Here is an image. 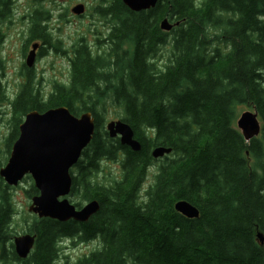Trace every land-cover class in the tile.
I'll list each match as a JSON object with an SVG mask.
<instances>
[{"label":"trees","instance_id":"16d2710c","mask_svg":"<svg viewBox=\"0 0 264 264\" xmlns=\"http://www.w3.org/2000/svg\"><path fill=\"white\" fill-rule=\"evenodd\" d=\"M11 3L0 0V21L12 16ZM94 8L110 23L98 48L76 40L68 49L69 81L53 82L46 98L33 91L27 68L11 106L20 117L60 105L92 113L94 134L73 166L69 194L96 199L99 210L86 222L34 215L27 227L34 247L21 259L9 228L12 201L0 187V264H60L65 238L100 244L70 264H264L256 237L264 236V0H158L138 12L121 0H99ZM165 17L169 31L159 27ZM48 18L42 6L33 10L25 47L39 38L57 50L59 39L53 44L42 24ZM240 105L261 121L249 142L236 127ZM108 106L130 125L140 150L102 129ZM156 146L171 151L153 158ZM103 160L116 161L120 173L100 179ZM27 193L38 191L31 185ZM178 200L199 216L177 212Z\"/></svg>","mask_w":264,"mask_h":264},{"label":"water","instance_id":"95a60500","mask_svg":"<svg viewBox=\"0 0 264 264\" xmlns=\"http://www.w3.org/2000/svg\"><path fill=\"white\" fill-rule=\"evenodd\" d=\"M131 11L138 12L153 8L158 0H121ZM72 13L80 15L84 5L76 3ZM177 25V22L175 23ZM173 24L167 17L159 22L163 31H169ZM38 43H32L25 64L33 65ZM94 118L90 111L78 115L70 112L68 107L60 105L44 111L30 110L18 125V136L13 141L6 163L0 167V177L10 186H16L25 176L30 175L38 193L31 196L28 211L38 218H50L58 222L75 220L86 222L99 210L96 199L86 201L76 207L68 199L72 186L71 168L82 156L83 150L90 143L94 134ZM236 127L246 142L257 137L261 132V121L254 109L241 112L236 119ZM109 137H118L122 145L133 151L140 150L141 144L135 139L130 125L121 120H109L105 124ZM171 148L156 146L151 150L153 158L163 157ZM177 212L187 218H197L199 210L186 200L174 204ZM260 244L264 236L257 232ZM14 251L17 257L26 258L31 252L35 235L24 233L13 237Z\"/></svg>","mask_w":264,"mask_h":264},{"label":"rangeland","instance_id":"374dc122","mask_svg":"<svg viewBox=\"0 0 264 264\" xmlns=\"http://www.w3.org/2000/svg\"><path fill=\"white\" fill-rule=\"evenodd\" d=\"M84 3L87 8V14L79 17L71 12V7L76 3ZM99 0H12V16L2 20L0 23V60L2 68L0 69V84L3 89L4 100L0 102V167H2L9 156L11 149L10 134L16 123H18L19 115L13 113L11 102L18 96L22 89V82L25 78V70L20 73L21 63L25 62L26 55L31 49L32 42H39L42 50L35 53V59L31 68L35 74L33 81V91L39 93V97H48L53 89V82H63L67 84L69 81V48L77 42L79 38H83L84 42L92 49L96 50L99 46L98 41L104 39L109 31L110 23L100 17L94 6ZM42 6L49 12V18L42 24L47 25V29L51 35L52 43L55 44L56 39L60 43L57 50L52 46L44 45L42 40L36 38L32 40L27 47L25 41L28 36L30 20L29 15L33 13L35 8ZM60 15V16H59ZM55 47V46H54ZM68 50L66 53L63 51ZM25 64H22L24 68ZM109 110L102 114V129L109 120L116 118L114 108L107 107ZM247 106H238V115L248 110ZM251 110V109H250ZM102 172L99 178L104 180L115 177L120 173L119 166L116 161L103 160ZM73 168L71 169L72 173ZM152 167L145 180L146 186L152 179L154 172ZM2 182V183H1ZM33 185L30 175H25L16 186H10L0 177V187L9 193L14 213L12 222L9 226L10 234L14 236L28 233L27 227L31 222L34 214L28 211V205L31 203V197L27 191ZM34 186V185H33ZM35 195V194H34ZM68 199L72 203H80L83 205L86 200L81 199L79 194H69ZM13 239V238H12ZM13 243V240H12ZM99 240H92L86 243H77L71 239H63L61 253L56 259L57 263H72L77 257L88 253L90 250L99 248Z\"/></svg>","mask_w":264,"mask_h":264},{"label":"flooded vegetation","instance_id":"af4514ba","mask_svg":"<svg viewBox=\"0 0 264 264\" xmlns=\"http://www.w3.org/2000/svg\"><path fill=\"white\" fill-rule=\"evenodd\" d=\"M79 3H80V2H79ZM82 4L84 5V12H83L82 14L78 15L79 17L84 16V15L87 14V8H86V6H85L84 3H82ZM74 5H75V4H74ZM74 5H73V6H74ZM73 6H72V7H73ZM72 7H71V8H72ZM70 10H71V9H70ZM71 12H72V11H71ZM48 14H49V12H48ZM73 14H74V13H73ZM75 15H76V14H75ZM59 16H60V15H59ZM29 17H30V15H29ZM7 19H8V18H7ZM1 22H2V21H0V23H1ZM1 31H2V29L0 28V32H1ZM1 36H2V34L0 33V37H1ZM41 40H42V39H41ZM42 42H43V40H42ZM32 43H38V44H39L38 48L36 49V52H37L39 49L41 50V49H44V48H45V47H42V46L40 45L39 42H36V41L34 42V41H33ZM43 44H44V42H43ZM44 45H46V44H44ZM40 50H39V51H40ZM23 63L25 64V62H23ZM23 63H21V70L19 71L20 73L23 71V69L26 70L27 68H29V67L26 66V64H25V66H24V68H23V67H22V64H23ZM25 74H26V71H25ZM25 74H24V76H25ZM35 92H36L37 95H39V93H38L37 91H35Z\"/></svg>","mask_w":264,"mask_h":264}]
</instances>
